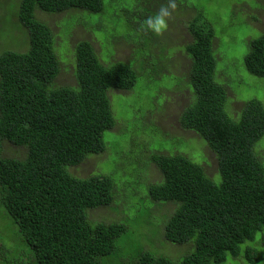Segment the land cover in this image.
Returning a JSON list of instances; mask_svg holds the SVG:
<instances>
[{"label": "trees", "instance_id": "obj_1", "mask_svg": "<svg viewBox=\"0 0 264 264\" xmlns=\"http://www.w3.org/2000/svg\"><path fill=\"white\" fill-rule=\"evenodd\" d=\"M102 1L21 0L17 18L27 32V48L0 52V216L14 230L8 234L12 245L0 240V264H102L124 232L121 224L90 221V211L112 204L111 179L78 177L70 168L104 152L103 133L114 128L108 93L130 91L134 75L123 62L102 64L83 40L74 47L76 86H56L53 33L35 16L37 11L99 14ZM187 23L191 42L184 51L193 100L179 124L206 143L221 180L215 184L201 165L180 153L151 154L162 179L148 185L149 198L175 207L164 217L162 237L175 245L190 243L193 250L177 262L141 253L133 264H223L240 258L256 264L259 257L264 262L255 247H264V150L254 153L264 137V109L250 100L238 117L229 111L237 119L226 114L229 89L214 81V35L195 19ZM244 66L264 77V31L248 40ZM6 142L25 149V157H5ZM249 242L253 245H245Z\"/></svg>", "mask_w": 264, "mask_h": 264}, {"label": "rangeland", "instance_id": "obj_2", "mask_svg": "<svg viewBox=\"0 0 264 264\" xmlns=\"http://www.w3.org/2000/svg\"><path fill=\"white\" fill-rule=\"evenodd\" d=\"M138 1L103 0L99 14L70 10L59 14L37 11L35 15L53 33V51L59 63L56 86H76L74 47L83 40L91 43L102 64L123 62L134 75L130 91L108 93L114 128L103 133L104 152L70 168L78 177L102 175L113 182L112 204L92 210L89 215L92 223L112 222L125 228L114 241L113 254L103 258L102 264H133L141 253L177 262L193 250L190 243L175 245L162 237L164 217L175 207L171 203H154L149 198L148 185L162 179L149 160L151 154L180 153L201 165L215 184L221 180L215 155L194 132L179 124L180 114L193 100L187 84L190 59L184 51L191 42L188 21L195 19L196 25H203L214 35V81L229 89L228 96L225 95L226 114L237 119L243 103L250 100L259 102L264 109V77L249 74L244 66L248 40L264 31V1L176 0L178 7L162 36L145 30V10L153 16L168 0H141V5ZM20 2L0 0V52H21L27 48V32L17 18ZM3 147L5 157L23 159L26 155L25 149L7 142ZM261 150L264 137L254 146L257 156ZM7 224L0 216V240L10 246L13 242L9 237L14 230L7 229ZM255 247L264 254V247ZM16 254L14 246L12 256ZM223 264L250 263L240 258ZM256 264H264L261 257Z\"/></svg>", "mask_w": 264, "mask_h": 264}, {"label": "clouds", "instance_id": "obj_3", "mask_svg": "<svg viewBox=\"0 0 264 264\" xmlns=\"http://www.w3.org/2000/svg\"><path fill=\"white\" fill-rule=\"evenodd\" d=\"M177 7L176 0H168L167 4L162 5L155 15L146 18L144 21L145 30L151 31L156 36H162L168 29L169 20Z\"/></svg>", "mask_w": 264, "mask_h": 264}]
</instances>
